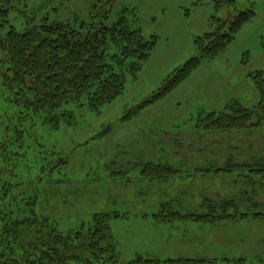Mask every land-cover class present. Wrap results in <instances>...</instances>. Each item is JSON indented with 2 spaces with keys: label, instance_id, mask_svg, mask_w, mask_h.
<instances>
[{
  "label": "rangeland",
  "instance_id": "1",
  "mask_svg": "<svg viewBox=\"0 0 264 264\" xmlns=\"http://www.w3.org/2000/svg\"><path fill=\"white\" fill-rule=\"evenodd\" d=\"M107 1L0 0V7L9 10L0 43L13 29L23 33L45 23H67L76 30L83 24L101 27L94 7ZM237 9L256 13L239 37L217 58L203 60L169 96L139 108L171 74L198 55L195 40L214 31L210 20L227 19L231 9L218 7L217 0H111V13L103 25L112 28L124 17L155 42V48L136 78L128 73L118 99L99 112L90 111L85 102L80 109L66 107L75 113V123L59 130L41 124L18 126L21 115L4 84L10 72L0 51V142L16 152L8 157L10 162L0 160V171L9 175L13 170L16 179L35 181L43 164L66 160L47 185L37 187L38 214L66 234L88 228L96 214L117 213L120 218L111 222V228L119 244L120 264H130L138 256L162 264L181 259L264 264L263 223L213 227L155 220L161 204L168 201L183 214H203L207 200L234 199L241 201L243 213H264L262 178L250 177L254 184H249L247 172L225 166L228 161L264 159V127L215 136L196 129L200 116L222 112L234 100L246 108L259 102L250 74L264 72V0H238ZM163 159L182 169L183 176L165 182L141 177L147 163ZM215 166L231 172L219 175ZM257 204L260 207L255 208Z\"/></svg>",
  "mask_w": 264,
  "mask_h": 264
},
{
  "label": "trees",
  "instance_id": "2",
  "mask_svg": "<svg viewBox=\"0 0 264 264\" xmlns=\"http://www.w3.org/2000/svg\"><path fill=\"white\" fill-rule=\"evenodd\" d=\"M237 5L238 0H217L218 7L231 9L229 17L210 20L214 31L195 40L198 55L171 74L139 108L169 96L198 69L203 60L217 58L239 37L256 13L252 9L238 11ZM94 9V15L101 20V27L83 24L76 30L67 23H45L23 33L13 29L1 40L0 51L5 54L10 72L4 76V84L11 91L12 102L21 115L18 126L41 124L54 130H59L64 124L73 126L75 113L66 107L80 109L85 102L90 111L99 112L124 93L128 73L136 78L149 60L156 43L148 41L140 28L124 17L112 28L103 25L111 13V0ZM8 24L9 10L0 7V30ZM250 78L259 94L258 104L246 108L239 100H234L222 112L200 116L196 127L199 134H241L263 129L264 72L251 73ZM14 153L5 141L0 142L2 162H10L8 157ZM65 164L66 160L59 164H43L39 170L41 175H35V181L29 178L27 182L16 179L13 170L8 171L9 175L0 171V264H120L119 244L111 228V222L120 218L117 213L96 214L88 228L83 226L77 232L66 234L60 232L50 219L38 214L37 187L47 185L54 170ZM225 166L247 172L249 184H254L250 177L262 178L264 186V159L255 158L248 163L228 161ZM228 169L215 166L214 172L219 175L231 172ZM184 173L171 161L163 159L158 164L147 163L141 177L149 182H165ZM175 207L174 202L162 203L155 216L157 223L192 222L213 227L244 221L264 224V213H243L241 201L235 199L207 200L203 205L204 213L200 215L183 214ZM130 264L162 262L138 256ZM164 264H209V261L181 259Z\"/></svg>",
  "mask_w": 264,
  "mask_h": 264
},
{
  "label": "water",
  "instance_id": "3",
  "mask_svg": "<svg viewBox=\"0 0 264 264\" xmlns=\"http://www.w3.org/2000/svg\"><path fill=\"white\" fill-rule=\"evenodd\" d=\"M106 133H107V132H106ZM106 133H105V134H106Z\"/></svg>",
  "mask_w": 264,
  "mask_h": 264
}]
</instances>
